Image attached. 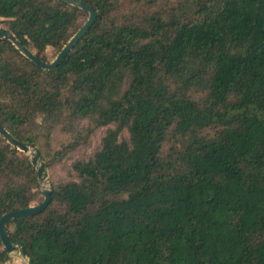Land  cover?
<instances>
[{
    "label": "trees",
    "instance_id": "trees-1",
    "mask_svg": "<svg viewBox=\"0 0 264 264\" xmlns=\"http://www.w3.org/2000/svg\"><path fill=\"white\" fill-rule=\"evenodd\" d=\"M81 1L96 20L53 69L0 40V124L45 169L108 127L41 213L6 224L28 264H264V0ZM87 18L0 0V28L46 62ZM56 130L72 141L48 156ZM41 197L0 135V218Z\"/></svg>",
    "mask_w": 264,
    "mask_h": 264
},
{
    "label": "water",
    "instance_id": "water-1",
    "mask_svg": "<svg viewBox=\"0 0 264 264\" xmlns=\"http://www.w3.org/2000/svg\"><path fill=\"white\" fill-rule=\"evenodd\" d=\"M64 1L88 12V18L83 24V26L63 47V49L59 52V54L53 61L46 62L38 58L35 55V53H33L26 46H24L23 43H21L11 31L5 28H0V40L8 39L9 41H11L24 56L29 58L31 61H33L43 69L55 68L63 60V58L74 48L75 44L88 31V29L90 28V26L93 24V22L96 20L97 17L96 10L81 0H64ZM0 135H2L7 140L8 143L17 147L20 151L26 153L27 155L29 154L28 157L31 163L33 164V166L37 170V174L40 182V188L44 195V200L41 203L34 206H29L27 208H22L19 210L7 212L4 215H2L0 218V239L5 247L6 253L9 254L10 256L11 253L14 252L18 247L20 249V253L24 257H26L25 250L23 248V243L16 242L10 238L6 224L9 221L16 218L27 217L41 213L49 205L51 201V187H46L44 185L46 184L45 167L44 164L41 162L42 160L37 150L35 149V146L28 143H22L16 140L1 124H0ZM21 264H28V262L26 263L25 261H22Z\"/></svg>",
    "mask_w": 264,
    "mask_h": 264
},
{
    "label": "rangeland",
    "instance_id": "rangeland-1",
    "mask_svg": "<svg viewBox=\"0 0 264 264\" xmlns=\"http://www.w3.org/2000/svg\"><path fill=\"white\" fill-rule=\"evenodd\" d=\"M5 24H3V28ZM54 54V50L51 48L48 49V56ZM87 122L84 121L81 123V126H86ZM108 127H102L90 135L88 138L83 139L81 144L74 150L69 152L62 160L55 162L50 167L45 169L46 174V187H51L53 182H63L71 179H75L77 174L72 169V163L78 159L88 158L92 156L95 151L101 147L102 137L105 135ZM127 136V132H125ZM71 136L65 133H62L60 130H56L51 135L50 139L47 142H44L43 150L48 156H51L55 151L61 149L64 145L70 143ZM36 149V148H35ZM22 152V151H21ZM24 153V152H23ZM26 156V153H24ZM43 163V161H41ZM44 164V163H43ZM44 200V195L41 197V202ZM39 204L38 202L33 203L32 206ZM10 260L6 264H21L22 261L28 262V259L20 253V249L16 248L14 252L10 255Z\"/></svg>",
    "mask_w": 264,
    "mask_h": 264
}]
</instances>
